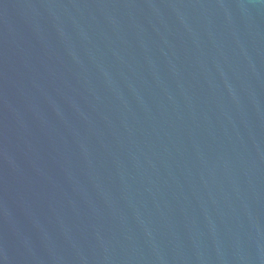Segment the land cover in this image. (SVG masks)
<instances>
[{
    "label": "water",
    "instance_id": "obj_1",
    "mask_svg": "<svg viewBox=\"0 0 264 264\" xmlns=\"http://www.w3.org/2000/svg\"><path fill=\"white\" fill-rule=\"evenodd\" d=\"M0 264H264V0H0Z\"/></svg>",
    "mask_w": 264,
    "mask_h": 264
}]
</instances>
